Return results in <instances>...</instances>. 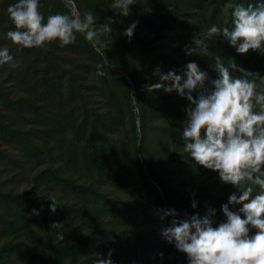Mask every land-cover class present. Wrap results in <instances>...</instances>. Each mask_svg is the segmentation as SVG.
Masks as SVG:
<instances>
[{
	"label": "trees",
	"instance_id": "1",
	"mask_svg": "<svg viewBox=\"0 0 264 264\" xmlns=\"http://www.w3.org/2000/svg\"><path fill=\"white\" fill-rule=\"evenodd\" d=\"M73 1L83 15L82 0ZM83 1L86 10L98 17L97 24L111 23L107 11L112 8L106 10L104 0ZM146 1L140 5V14L130 10L127 16L119 15L120 19L124 23L141 20L145 31L155 35L173 30L184 45L180 52L172 49L180 55L178 63L196 61L202 69L214 66V55L219 54L225 64L232 58L244 70L264 75V54L251 49L239 54L222 37L206 36L211 24L231 26L225 25L231 11L229 4H255L257 0ZM48 4V15L57 13L53 4ZM110 26L112 31L100 37L106 47L98 50L89 45L91 56L100 62L105 73L98 76L97 68L93 67L91 74L99 80V86L92 80L86 81L93 59L86 63L79 60L64 68L61 57L68 59L66 53L74 49L75 42L83 46L86 42L77 33L75 42L64 47L56 41L50 42L47 53L42 56L43 62L37 59L31 78L40 100L38 97L9 100L6 94H0L3 102H12V124L0 121V146H12L17 152L11 156L0 149V162L20 170L27 163L42 166L31 177L21 173L12 175L14 182L26 184L24 189L0 190V264H93L98 254L103 258L109 249L101 252L100 247L92 246L110 238L116 240L117 249L124 255L136 256L138 261L144 259L143 263L150 264L145 257L138 256L146 248L144 236L148 231L162 245L165 241L160 237V229L172 219L166 217L161 221L158 210L175 209L181 215L203 216L214 209L210 216L214 227L224 219L221 204L227 202L229 193L224 194L222 190L231 185L221 182L216 172L195 164L182 150L179 119L185 117L188 101L175 92L164 93L161 89L148 93L143 87L158 79L152 75L157 65L162 72L175 70L170 69L171 63H175L173 53H167L164 58L162 51L152 56L143 38H134L136 30L129 39L112 23ZM195 38L206 41L210 54H200L199 47L193 43ZM81 44L73 51L80 53ZM193 47L194 52L186 54L187 48ZM56 52L62 55L51 58ZM215 76V71L209 74L210 79ZM126 77L133 83V94ZM89 92L102 97L100 107L88 104L92 98ZM27 111L32 113L36 127L17 123L28 115ZM121 127L126 130L123 141L114 137ZM130 179L136 194L145 201L141 204L144 207L140 209V222L133 220L127 228L120 224L123 216H118V224L106 220L111 209L107 206L109 201L95 186H123ZM203 179L211 185L217 184L219 191L213 196L204 195ZM192 192L197 200L195 209L190 206ZM40 194L43 195L38 197ZM50 199L57 204L54 212L49 210ZM112 205L120 215V205L125 203L116 200ZM239 207L229 205L232 211ZM32 209H37L38 214H33ZM139 227L143 230L138 231ZM57 234L63 235V240ZM122 241L129 243L130 250ZM160 253L164 255L163 251ZM173 262L186 264L184 254L175 256Z\"/></svg>",
	"mask_w": 264,
	"mask_h": 264
},
{
	"label": "clouds",
	"instance_id": "2",
	"mask_svg": "<svg viewBox=\"0 0 264 264\" xmlns=\"http://www.w3.org/2000/svg\"><path fill=\"white\" fill-rule=\"evenodd\" d=\"M134 3L135 0H114L121 16L129 15V5ZM40 5L41 0H15L6 8L14 27L5 35L18 51L44 47L53 41L64 47L75 42L77 33L98 50L106 47L100 37L112 31L111 23L97 24L98 17L91 10L81 15L73 7L71 13L57 12L45 19ZM228 7L231 11L225 25L231 26L211 24L206 36L222 37L239 54L250 49L264 54V0L255 4L236 2ZM135 27L133 21L123 35L131 39ZM193 43L200 54H210L204 39L195 38ZM195 47L187 48L186 54L193 53ZM229 60L225 64L221 55H214L213 79L196 61L167 72L157 65L152 75L158 79L143 86L148 93L162 89L186 98L185 118L181 121L183 152L235 189L221 204L224 219L215 227L210 219L214 209L203 216L181 215L175 209L158 210L161 221L172 217L160 229V237L184 254L186 264H264V75L246 71L232 58ZM5 64L14 65L15 59L8 46H0V65ZM96 68V75H105L101 65ZM234 72L244 75H233ZM190 197V206L195 209V193ZM50 201L49 210L54 212L57 204ZM229 205L240 207L232 211ZM32 213L38 214V210L32 209ZM57 236L63 240V235ZM111 256L109 249L103 258L98 254L93 264H114Z\"/></svg>",
	"mask_w": 264,
	"mask_h": 264
},
{
	"label": "rangeland",
	"instance_id": "3",
	"mask_svg": "<svg viewBox=\"0 0 264 264\" xmlns=\"http://www.w3.org/2000/svg\"><path fill=\"white\" fill-rule=\"evenodd\" d=\"M148 3L146 0H135V3L132 5H129V9L131 11L135 10L138 14L141 12L142 2ZM15 0H0V46H8L10 53L13 55L15 59V64H5L0 65V94H6V97L10 100L12 98H23V97H31L33 99H36L38 97L36 94L38 93V88H35L33 83L32 72L33 69H35L37 65V59L40 60V62H43V54L47 53L48 51V44L47 43L44 47H34V48H25L22 50H17V48L11 44V42L6 37V32L13 28L14 25L9 20L6 8L9 4L14 3ZM48 3L53 4V8L56 9V12L61 11V13H71L73 7H75L76 10H79L78 5L73 0H41L40 5V11L43 13L45 19L48 16V9L47 6H49ZM82 3V10L83 13L86 10V5L84 1H81ZM101 4V3H100ZM103 4L105 5V9L112 8V10L107 11V18L108 21L112 23V25L115 27V29H118L121 32H124V29L127 28L131 23H124L120 17H119V9L114 6V0H104ZM62 5V7L60 6ZM102 5V4H101ZM66 10H64V9ZM147 8V7H146ZM144 7V9H146ZM135 33L134 38H143L145 41V44H147L148 50H151V55L155 56L157 53H160L161 51L164 52L162 58L166 57L167 53H173V59H175V63H171L170 69H182L183 65L178 63V60L180 59V55L174 54V51L172 49H177L178 52L182 51L183 43L182 38H180L176 35V33L173 32V30H165L166 33H158L155 35L154 33H148L145 31L144 22L141 20L136 21V27H135ZM81 34V33H80ZM162 36V37H159ZM77 36V34H76ZM81 36L84 37L83 34ZM86 40V39H85ZM54 42V41H53ZM77 44H81L78 42H75L74 49L72 51H68L66 53L67 58L62 56V60L64 62V68H70L71 63L76 64V61L82 60L83 62H90L93 59V63H91L92 67L90 66V74H87V79L92 80L94 85L99 86V81L93 73V67H96L98 64H100L99 61H97L94 56H91L89 45H92L91 42L87 41L85 42L84 46L81 44L79 45L78 49L80 53H76L77 50ZM82 46V47H81ZM159 46H162L161 50H158ZM60 55H62L60 53ZM58 52L54 55H51L52 57L60 56ZM175 55V56H174ZM50 58V56H49ZM105 62L109 65H112V63L105 59ZM102 66V65H101ZM212 66V68H211ZM203 70L209 72V74H212V71H214V66L207 65L202 67ZM103 70V67H102ZM28 74V76L26 75ZM25 75L27 77H25ZM125 75V74H124ZM236 75V74H234ZM127 84L130 87L131 94H133V83L132 81L126 77ZM93 91V90H92ZM92 94V98H89L88 104L92 107H100L101 104L99 103L102 101V97L99 95H94L95 93L89 92ZM2 97L0 96V121L4 120L5 122H8L9 124H12V102L9 103L6 101H2ZM38 100L40 98L38 97ZM46 103V101H44ZM99 103V104H98ZM53 104V101L52 103ZM28 112V111H27ZM137 111L135 110V113ZM28 114L25 116V118H21L18 120V124L25 123L27 126H33L36 127L37 123L33 118L32 113L28 112ZM184 116H181L179 119V123L184 119ZM30 122V123H29ZM36 124V125H35ZM24 125V124H23ZM138 125V122L137 124ZM182 126V124H181ZM116 140L123 141V138L126 139V130L124 131V127H121L119 133L114 136ZM0 149L5 150L7 153H9L11 156L12 154L17 155L16 150L12 146H0ZM23 170L19 169H12V166L7 164V162H0V190H16L20 191L26 187V184L20 182H14L12 179V175L16 173H21L22 175H29L30 177L38 173V171L42 168V166H37L35 163H27L23 165ZM134 188H136L133 185V180L130 179L129 182H126L123 186L115 185V184H108V185H100L98 187L95 186V189L104 194L109 201L108 207H110V211L108 212V217L106 220L111 221L113 223L118 224L120 221V217L123 216V220L121 221V225H124V227L129 228L133 220H138L140 222V209H142L144 206L141 207V204H143V199H140L139 195L136 194L134 191ZM202 188H203V194L213 196L215 192H218L219 189H217V184L211 185L209 181L204 180L202 182ZM224 194L231 193L232 191H235L234 187H228L227 190H222ZM43 195V194H42ZM37 195L38 197L42 196ZM141 196V195H140ZM208 196V197H209ZM207 197V198H208ZM142 198V196H141ZM121 201L125 203V206H121L122 210L120 211V215H117L116 207L112 205L114 201ZM111 205V206H110ZM119 216V218H118ZM113 217V218H112ZM126 223V225H125ZM126 228V229H127ZM138 231H142L143 228H138ZM252 232L255 231V229L251 230ZM146 240V248L144 249L143 253H141L142 257L146 258V261L150 264H155L154 261H156V264H173V258L177 255H180L181 253L176 251L172 245L168 244L166 241L162 245L159 244V240L157 238L150 235V233L147 231V234L144 236ZM111 241V243H110ZM121 244L124 247H127L128 250H130V245L126 241H122ZM92 247L94 248H101V252L105 251L106 249L115 250L114 253H112L111 259L114 261V264H145L136 258L128 257L124 255V253L117 249L116 240L111 239L105 240L104 242H100L99 244L96 243ZM137 247V245L135 246ZM132 248L134 246L132 245ZM164 252V255L161 256L158 255L160 252ZM108 251H105V254H107ZM136 253V252H135ZM161 260V261H160ZM162 260H164L162 262ZM180 264V262H178Z\"/></svg>",
	"mask_w": 264,
	"mask_h": 264
}]
</instances>
